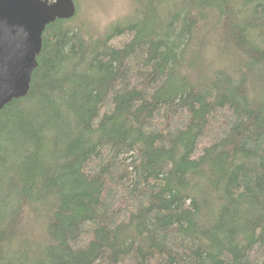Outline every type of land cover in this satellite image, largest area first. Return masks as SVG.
I'll return each instance as SVG.
<instances>
[{"label": "trees", "instance_id": "1", "mask_svg": "<svg viewBox=\"0 0 264 264\" xmlns=\"http://www.w3.org/2000/svg\"><path fill=\"white\" fill-rule=\"evenodd\" d=\"M75 7L0 110V264H264V0Z\"/></svg>", "mask_w": 264, "mask_h": 264}, {"label": "water", "instance_id": "2", "mask_svg": "<svg viewBox=\"0 0 264 264\" xmlns=\"http://www.w3.org/2000/svg\"><path fill=\"white\" fill-rule=\"evenodd\" d=\"M75 13L72 0H0V110L27 94L45 27Z\"/></svg>", "mask_w": 264, "mask_h": 264}, {"label": "rangeland", "instance_id": "3", "mask_svg": "<svg viewBox=\"0 0 264 264\" xmlns=\"http://www.w3.org/2000/svg\"><path fill=\"white\" fill-rule=\"evenodd\" d=\"M134 0H74L84 15L91 19L92 23L102 30L111 22L123 24L133 14Z\"/></svg>", "mask_w": 264, "mask_h": 264}, {"label": "bare ground", "instance_id": "4", "mask_svg": "<svg viewBox=\"0 0 264 264\" xmlns=\"http://www.w3.org/2000/svg\"><path fill=\"white\" fill-rule=\"evenodd\" d=\"M164 7V6H163ZM166 8V7H165ZM163 9V8H162ZM229 31V30H228ZM223 35V34H222Z\"/></svg>", "mask_w": 264, "mask_h": 264}]
</instances>
